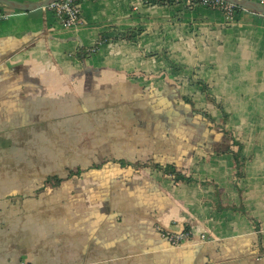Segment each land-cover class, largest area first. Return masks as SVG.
I'll return each instance as SVG.
<instances>
[{
  "label": "crops",
  "instance_id": "1",
  "mask_svg": "<svg viewBox=\"0 0 264 264\" xmlns=\"http://www.w3.org/2000/svg\"><path fill=\"white\" fill-rule=\"evenodd\" d=\"M0 9V264H264V16Z\"/></svg>",
  "mask_w": 264,
  "mask_h": 264
},
{
  "label": "built area",
  "instance_id": "2",
  "mask_svg": "<svg viewBox=\"0 0 264 264\" xmlns=\"http://www.w3.org/2000/svg\"><path fill=\"white\" fill-rule=\"evenodd\" d=\"M94 2L102 0H61L49 7L61 20L62 24L67 28L77 27L82 23L81 17V4L83 2ZM170 1V0H168ZM174 3H181L194 8L197 6H203L212 10H221L225 13L229 21H232L237 14V8L233 4L225 0H171ZM259 3L264 6V0H249ZM147 3V2H146ZM241 10V9H240ZM9 14L6 10L0 9V22L9 18ZM170 243L174 247H179L182 244L190 241L192 235L190 232L179 234H167L166 235ZM28 264V263H21Z\"/></svg>",
  "mask_w": 264,
  "mask_h": 264
},
{
  "label": "water",
  "instance_id": "3",
  "mask_svg": "<svg viewBox=\"0 0 264 264\" xmlns=\"http://www.w3.org/2000/svg\"><path fill=\"white\" fill-rule=\"evenodd\" d=\"M60 1L61 0H44L38 3L26 4L16 0H0V5L14 11L32 12L37 9L48 8L51 5ZM225 1L233 4L239 9L253 11L264 16V6L260 5L259 3L252 2L249 0H225Z\"/></svg>",
  "mask_w": 264,
  "mask_h": 264
},
{
  "label": "trees",
  "instance_id": "4",
  "mask_svg": "<svg viewBox=\"0 0 264 264\" xmlns=\"http://www.w3.org/2000/svg\"><path fill=\"white\" fill-rule=\"evenodd\" d=\"M151 3L155 4V3H164V1L166 0H149ZM171 2V0H170ZM237 11H240V9H237ZM185 102L186 104H189L191 106H193V103L188 100V99H185ZM194 112L196 114H200L202 115V117H204L206 120L210 121L211 123H213V119H211L210 116H208L206 113L204 112H200V111H196L194 110ZM226 135V134H224ZM234 144H236L237 146H239V150H241V145L238 143V142H234ZM239 155H240V152H238L235 157H236V160L238 161V164H239ZM153 167L157 170H160V171H163L164 173L168 174V175H172L174 176V178L176 180H179V181H189V179L185 178L181 172H179L175 166H166V167H163V166H160L158 164H154Z\"/></svg>",
  "mask_w": 264,
  "mask_h": 264
}]
</instances>
